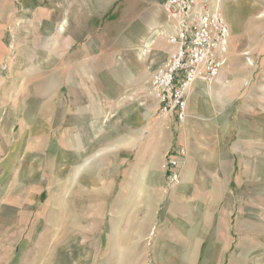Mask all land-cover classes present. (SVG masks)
I'll list each match as a JSON object with an SVG mask.
<instances>
[{"label": "rangeland", "instance_id": "374dc122", "mask_svg": "<svg viewBox=\"0 0 264 264\" xmlns=\"http://www.w3.org/2000/svg\"><path fill=\"white\" fill-rule=\"evenodd\" d=\"M21 1L0 0V264H193L191 247L156 242L171 220L172 190L149 191L140 181L151 155L140 153L136 135L163 128L176 140L181 135L154 120L149 97L150 72L167 53L160 31L138 48L132 42L145 11L163 23L164 3L97 0L103 12L90 41L100 48L87 51L92 66L85 67L71 65L83 56L67 51L59 35L64 1L27 8ZM221 7L232 34L216 109L239 112L240 127L254 126L263 137L264 0H221ZM136 55L142 63L133 62ZM256 173L259 183L245 179L244 191L260 197L243 205L248 230L261 228L264 238V167L254 169V181ZM252 202L260 208L255 224ZM138 232L146 233L140 245ZM247 250L249 264H264V242Z\"/></svg>", "mask_w": 264, "mask_h": 264}, {"label": "crops", "instance_id": "0c3cea01", "mask_svg": "<svg viewBox=\"0 0 264 264\" xmlns=\"http://www.w3.org/2000/svg\"><path fill=\"white\" fill-rule=\"evenodd\" d=\"M63 1L65 29L63 28V31L59 29V35L64 36L67 51L76 50L83 56L77 61L70 60L71 65L92 66L87 51L100 46L91 43L93 41H90V35L98 32L100 22L97 18L102 16L103 10L100 11L97 0ZM160 1L165 3L167 0ZM21 3L27 8L41 2L22 0ZM54 6L58 8L57 5ZM114 7L115 2H112L106 13L113 12ZM144 14V21L134 29L136 33L132 39L133 45L138 48L139 41L159 30L160 35L157 38L162 39L167 51L165 35L170 34V30L167 28L166 14L162 24L152 18L151 11H145ZM90 19H93L96 28L95 26L90 28ZM54 21L58 20L55 18ZM57 25L59 24H55V27ZM165 56L166 54L162 60ZM95 61H99L97 64L103 63L100 57ZM142 61L137 55L133 60L135 63ZM87 78L84 80H88ZM226 78L227 72L222 69L212 82L200 81L194 86L188 99L187 120L182 125L174 123L171 119L158 117L157 106H154L156 116L154 120L161 121L176 131L181 130L177 140L161 125L163 129L159 134L165 133V137H160L157 133L136 135L140 153L151 155L145 160L144 169L140 172V181L146 184L149 191L160 193L167 188L173 193L172 197L167 199V204L173 205L171 209L173 213L171 215L170 212L169 215L171 220L167 219V216L164 218L167 219L164 221L167 228H163V231L158 233L156 242L163 249L191 247L192 252L195 253L193 264H249L247 243L264 242L261 228L248 230L247 208L243 205V201L247 199L253 201L260 197L257 192H245L244 184L245 179L252 185L259 183L257 173L254 181L252 172L254 169L257 171L260 166L264 167V159H259V154L264 155V136L258 137L256 128L252 125L249 127L245 124L241 128L239 112L218 113L215 103L216 93L225 86ZM135 110L137 114L139 109ZM203 110L207 112L203 114ZM133 121L136 122L137 130L144 128L142 117L138 114ZM174 144L177 148L183 149L185 154L178 158L180 183L176 186H168L162 164ZM128 179L126 176L124 182H131L129 177ZM258 205L252 202L249 207L253 210L249 223H256V215L260 212ZM146 228L150 227L142 226L143 230ZM131 231L134 234L133 225ZM139 233L135 234L138 236L134 238L136 245H140L146 235L143 232V234ZM204 246H206L205 251L201 254Z\"/></svg>", "mask_w": 264, "mask_h": 264}, {"label": "built area", "instance_id": "2783aa9c", "mask_svg": "<svg viewBox=\"0 0 264 264\" xmlns=\"http://www.w3.org/2000/svg\"><path fill=\"white\" fill-rule=\"evenodd\" d=\"M163 10L168 50L150 72L149 97L158 117L182 125L194 86L215 80L228 61L231 26L221 0H167ZM184 154L181 148L166 154L162 165L168 186L180 183L178 158Z\"/></svg>", "mask_w": 264, "mask_h": 264}, {"label": "bare ground", "instance_id": "6f19581e", "mask_svg": "<svg viewBox=\"0 0 264 264\" xmlns=\"http://www.w3.org/2000/svg\"><path fill=\"white\" fill-rule=\"evenodd\" d=\"M149 42V41H148ZM147 44V43H146Z\"/></svg>", "mask_w": 264, "mask_h": 264}]
</instances>
